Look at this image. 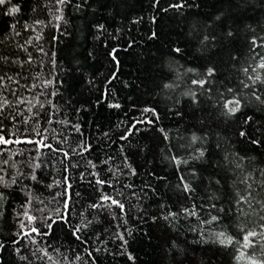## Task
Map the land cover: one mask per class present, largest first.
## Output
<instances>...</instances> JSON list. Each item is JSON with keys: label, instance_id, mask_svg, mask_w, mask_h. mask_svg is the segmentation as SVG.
I'll list each match as a JSON object with an SVG mask.
<instances>
[{"label": "trees", "instance_id": "trees-1", "mask_svg": "<svg viewBox=\"0 0 264 264\" xmlns=\"http://www.w3.org/2000/svg\"><path fill=\"white\" fill-rule=\"evenodd\" d=\"M179 2L160 0V4L154 6V0H87L86 3L72 0L63 8L64 21L59 22V30L54 27L58 22L53 16L59 15L55 0H11V4L0 6V57L8 58L0 59V75L13 77V80L6 78L0 86V96L12 101L4 110L7 118L0 119L8 133L6 138L39 140L34 132L38 129L48 137L47 143L62 149L51 152L44 148L37 152L36 145L30 143L0 146L7 149L0 160L11 157L8 165H0L5 169L0 174L8 182V186L0 185V193L4 194V199L0 200V243L5 245L0 251V264H54L47 257L38 258L42 253L34 256L32 253L37 247L47 248L61 264H90L84 246L75 241L63 224L54 225V234L44 237L47 243L39 245L18 235L20 222L27 223L24 216L18 215L28 207L27 201L31 200L30 214L38 218L37 227H41L40 219L47 216L56 219V211L63 212L61 194L65 190V178L71 185L69 206L73 223L92 221L85 231L91 237L89 250L101 248L100 252L93 253L98 257V264H251L249 257L253 253L257 257L261 255L259 244L264 241H259L258 237L254 238L257 246L242 249L245 255L239 260V245L225 247L213 241L214 233L221 230L242 241L241 222H246L248 227L255 225L258 232L261 231L259 225L264 223L259 215L251 214L247 204L237 206L235 203L236 192L245 189L239 181L249 173L248 183L253 185V194L259 193L257 199L264 200V175L261 174L264 170V103L241 85V81L251 83L247 77L255 75L252 69L264 55V47L253 49L252 46L253 39L258 44L264 42V0H186L193 6L168 8ZM77 4L81 5L79 10L75 7ZM12 5H19L21 10L7 15ZM165 8L168 11H163ZM13 24L16 25L14 30ZM101 24L103 32L97 29ZM26 25L32 27L25 30ZM153 31L157 36L150 39ZM17 32L20 35H16ZM29 39L30 44L26 43ZM130 41L133 46L118 53L119 79L107 84L110 97L103 100L106 81L114 70L108 51L114 46L124 49ZM177 47L182 49L181 53L173 51ZM208 67L216 69L212 78L213 99H208V94H199V103H193L184 93L196 90L191 80L201 78ZM245 68L247 74L243 71ZM257 71L264 78V69ZM51 79L57 83L44 87L43 82ZM34 83L38 87L29 91ZM166 84L172 87H165ZM229 87L240 93L244 107L235 116L227 117L222 115L216 100L220 92L230 98ZM257 88L261 89L257 94L264 100V85ZM33 97L44 107L16 103L18 98H24L35 104ZM117 101L120 108L108 106ZM30 107L31 113L27 111ZM145 107L156 108L159 121L155 125L139 124V131L133 130L127 140H121V135L126 134L135 119L153 118L152 113L142 117L141 110ZM35 113L40 114L38 122L35 118L29 119ZM49 116L53 120L51 124L47 123ZM249 116L252 119L245 125L244 120ZM26 119L28 122L24 123ZM65 121L67 123H61ZM75 124L80 126L83 135L71 127ZM45 129L48 131L44 132ZM242 130L261 143L253 144L247 137H241ZM12 132L17 136H12ZM193 134L204 137L208 151L202 160L181 165L178 172L170 157L173 154L188 157L199 147L200 142L191 144ZM81 141L91 145V152H84L82 156L73 154V148L78 153L83 151L78 147ZM63 152H69L70 159L65 160ZM226 155L228 161L224 159ZM125 156L137 175H128ZM37 157L38 160L33 159ZM240 157L244 158L240 161L242 168L237 169L230 161ZM104 160L108 163L102 164ZM88 161L97 167L92 168ZM37 162L42 164L35 170L39 182L26 178L32 172L29 163ZM13 164L16 167H12ZM109 168L117 174L123 169L124 175L117 181L108 172ZM192 169L195 176L190 175ZM18 171L25 175L19 176ZM92 172L112 179L113 185L124 193L118 198L125 203L126 224L121 219L114 220L107 209L89 207L100 195L97 186L89 183L94 180L89 175ZM181 173L192 183L195 191L190 194L177 188ZM13 176L17 178L15 184L10 183ZM125 184L133 187H124ZM105 190L113 191L112 188ZM133 191L138 196H133ZM192 204L197 206L199 217L186 218L182 209ZM213 204L215 208L211 207ZM237 207H242L249 215L238 213ZM220 208L224 211L220 212ZM256 209L257 213L264 214L258 206ZM112 211L120 216L118 208ZM169 211L180 215L166 221L163 216ZM209 214L220 216V221L202 224L201 218L208 219ZM127 230H131V236L127 235ZM117 232L124 233L128 240L126 251L120 248ZM17 240L20 242L13 243ZM17 248L19 253L15 251ZM105 248L108 251H104ZM121 251L125 254H119ZM76 253L81 255V260H74ZM128 254L135 257L134 262L128 259ZM21 256L27 259L22 260ZM65 256L68 261L64 260Z\"/></svg>", "mask_w": 264, "mask_h": 264}, {"label": "snow or ice", "instance_id": "snow-or-ice-1", "mask_svg": "<svg viewBox=\"0 0 264 264\" xmlns=\"http://www.w3.org/2000/svg\"><path fill=\"white\" fill-rule=\"evenodd\" d=\"M87 2V0H85V3ZM72 3V0H55V4L58 6L57 7V12L59 13V15H54L53 19H55L58 23L56 25H54V27L57 28V30H59L60 21H64V16H63V8L69 4ZM7 4H11V0H0V6H4ZM160 4V0H154V6L159 5ZM193 5L191 4H187L186 0H180L179 3H175V4H170L168 6V8H176V9H183L185 7H192ZM75 7L79 10L81 8L80 4L75 5ZM168 8L163 9V11H168ZM20 6L19 5H12L6 12L7 15H15L17 13L20 12ZM153 20L155 21V17H153ZM139 22V21H137ZM37 24L43 23L42 21H36ZM13 28V30L15 29L16 25L13 24L11 26ZM31 25H26L25 30H28L29 28H31ZM97 29L99 32H103L105 31L104 26L101 25H97ZM33 30H35L33 28ZM16 35H20L19 32L16 33ZM229 36L232 35L231 32L228 33ZM157 34L153 31L151 33L150 39H154L156 38ZM39 36L36 37L37 40H39ZM99 38V37H97ZM208 37L205 36L204 40H207ZM26 43L30 44L31 43V39H29L28 41H26ZM203 43V41L201 42ZM133 46V42H129L127 47L124 49H121L118 46H114L112 47L109 51H108V55L111 58L113 65H114V70L110 73L109 78L106 81V85L104 87V91L102 93V99L103 100H108L110 97V92L107 88V84H111L112 81L114 80H118L119 79V72H120V60L118 57V53L121 50L127 51V48H131ZM252 46L253 49H255L256 47H264V42L262 43H257L256 39L252 40ZM21 48H24V45H20ZM25 51H27L26 48H24ZM41 51H43V49H41ZM175 53H181L182 49L177 47L173 50ZM0 59H4L7 60V57H0ZM29 63L31 62V57H29ZM257 69H264V55L260 56V60L257 63L256 67L252 69V72L255 73V75H248L247 79L248 81H251V83H246L244 81H241V85L243 88H247L250 89L251 91V95L255 97V99L257 101H260L261 103H264V100H261V96L257 94L258 91H261L260 88H257V85H264V78H262L261 74L257 71ZM188 72L193 71V69H187ZM246 74L248 73V69L245 68L243 70ZM20 74L17 73V76H19ZM216 75V69L214 67H208L206 69V72H204L203 74H201V78L199 79H192L191 80V84L196 86V90L193 89H189L188 91H186L184 93V95L186 96H190L191 100L193 103H199L198 100V95L199 94H208V99H213L211 93L213 92V83L214 80L212 79L213 77H215ZM7 78V80H13L12 76H5V75H0V86H3V83L5 81V79ZM16 84L19 85V80L15 81ZM57 83V81L55 79H51V80H47L43 82V86L44 87H48L50 85H53ZM38 85L37 84H32L29 88V91H31V89L37 88ZM165 87H172V85L170 84H166ZM202 90V93L199 91ZM228 93H232L231 97H225L223 92L219 93V97L216 100V103L221 107L222 109V115L230 117V116H235L238 112L241 111V108L244 107V104L242 103V100L240 98V93L237 92L236 90H234L233 88L229 87L227 89ZM13 95H15V91H13L12 93ZM41 95H43L44 93L41 92ZM52 95H55V93H52ZM33 99L35 100V104H33L32 100H28L25 101L24 98H18L16 103L17 105L19 104H23L25 102H27L28 104L32 105V107H35L36 104H39L41 108L44 107V104L40 102V100L37 97H33ZM98 103L101 101H97ZM49 103H51V101H49ZM12 105V101L8 100L6 97L0 96V119H6L7 117L4 115V110L5 108H8ZM110 108H120L121 104L117 101V102H113V103H109L108 105ZM32 107L28 108V112L31 113L32 112ZM147 113H152V119H147V118H137L135 119V121L130 125V127L126 130V134L121 135L120 139L121 140H127L129 136H131L133 134V130L139 131V129L137 128V125L139 124H150V125H155L159 119H160V115L157 111L156 108L154 107H145L141 110V115L142 117L144 116V114ZM179 114V113H177ZM21 115H23V113H21ZM39 113H35L34 116L29 117V119L35 118L37 119L38 122V118H39ZM13 120H15V116L11 117ZM251 117H246L244 120V124L247 125L250 121H251ZM28 120L26 119L24 121V123H27ZM48 124L53 123V120L51 119V116H49V119L47 120ZM61 123H67L65 122H61ZM71 127H73L75 129V131L77 133H80V126L78 124L75 125H71ZM48 129H45L44 132H47ZM53 132H55V129L52 130ZM161 132H163L164 130L161 128L160 129ZM35 135L39 136L40 139L39 140H34V139H24L21 140L18 136L16 132H12L11 135L12 136H17V138L15 140L11 139V138H6V136H8V133L5 132L3 125L0 124V146H4V145H10V144H20V143H30V144H34L36 145V151L37 152H41L42 149L47 148L49 149V151L51 152H61L62 149L60 148H54L53 145L51 143H47L46 141L48 140V137L46 135H44L43 133H41L38 129H34ZM81 135H83V133H80ZM105 135H107V133H105ZM239 135L241 137H247L250 143L253 144H260L261 141L252 137L250 134H248L246 131L242 130L240 131ZM165 139H167V135H165ZM204 137H200L197 136L195 134L192 135L191 137V144L195 145L197 142H200V146L197 148L193 149V152L188 156V157H178L175 154L171 155L170 160L172 163H174L177 167V170L179 172L180 170V166L184 165L187 166L190 161H200L202 160L208 149L207 147L204 145L203 143ZM191 146V145H190ZM219 146V145H217ZM80 148L83 149V151L81 152H77L75 148L72 149V153L73 154H78V155H83L84 152H91V145L86 143L85 141H81L79 146ZM7 149L4 148H0V155H3V152L6 151ZM121 151H123V146H121ZM17 153H13V155H16ZM63 157L65 160L70 159V154L69 152H63ZM11 157H9L8 159H3L0 160V165H8L9 163V159ZM33 159H37V158H33ZM109 159H111V157H109ZM125 167L129 170L128 171V175L131 176H135L138 173L136 172V169L132 167V165L130 163H127V157L125 156ZM225 161H228V156L226 155L224 157ZM243 157H240L239 160H233L230 161V163H233L235 165V167L237 169H241L242 165L240 163L241 160H243ZM102 164H106L108 163V160H104L101 162ZM88 165H90L92 168H96L97 165L94 164L92 161H88ZM12 167H16L15 164L11 165ZM29 166L32 168V172L30 174L29 177L26 178H30L32 181H36L39 182L38 177L36 175V169H39L42 167V164L37 162V163H29ZM67 170V169H66ZM5 169L3 166H0V173H4ZM108 172H110L112 174V178L116 179L117 181H119V176L120 175H124L123 169L119 170V174H117V172H114L111 168L108 169ZM262 175H264V170H262L261 172ZM18 175L19 176H24L25 174L23 172H19L18 171ZM81 175L83 176V173H81ZM89 175H91L94 180L89 181L90 184H94L97 186V191L100 193L99 197H98V201L92 203L91 205H89V207L93 208V209H107L109 211V214L112 216V218L115 219H121L123 220V222L126 224L127 220L124 219V217L127 215V212L125 210V203L123 201H121L118 197L122 196L124 193L117 189L113 183H112V179L106 178L104 176H102L99 172H92L89 173ZM154 175V174H151ZM190 175L195 176L196 172L195 169H192L190 172ZM251 176V173L248 174V176H244L243 179H241L239 182L245 185V189L243 192L241 191H237L236 192V200L235 203L237 206L240 205H244L247 204L248 208L251 210V214H256L259 215V219L261 221H264V214H260L257 213V209L256 206L259 207V209L261 210V213H264V200L261 199H257V196L259 195V193H256L255 195L254 193V189H253V185L251 183H248V179ZM156 179H164V177H156ZM179 181L180 183L177 185V188H179L182 192L184 193H192L193 191H195L192 187V183L190 180H186L185 179V175L183 173H181L179 175ZM17 182V178L15 176L11 177L10 183L11 184H15ZM65 190L64 192L61 194L64 197V210L63 212H61L60 210L56 211V219H54L52 216H47L44 217L42 219H40V224L41 227H37L35 226L37 223L38 218L32 214H30V211L28 210V208H30L31 205V200L27 201V205L28 207L26 208V210L23 213H20L18 215H22L26 218L27 223H25L23 220L20 222V228H21V232L18 233V235H21L22 237H28L30 242L32 244H42V243H47V241H45L43 238L44 237H48L54 234V225H59V224H63L65 226V228L68 230V232L70 233V235L75 239V241L79 242L80 245L84 246V251L87 252V256H88V260L90 262V264H98V257L94 256L93 253L94 252H100L101 248H92L91 250H89V241L91 239V237H88L86 234V229L88 228V226L92 223V221H87V223H85L84 221H81V223L79 224H74L72 221V209L70 208V202L72 200V193L70 191L71 189V185L67 183V178H65ZM217 183H219V181H217ZM262 184H264V181H262ZM0 185L3 186H8V182L5 181L4 175L0 174ZM49 187H51V185H49ZM124 187L127 188H132L133 186L130 184H125ZM147 187H151L150 185H147ZM106 188H112L113 191L112 192H108L105 189ZM153 191H155V189H152ZM141 191H144V188H141ZM29 195H31V193H29ZM76 195H79V193H76ZM133 196H138V193H136L135 191L132 192ZM4 199V194L0 193V200ZM41 203H43V201H40ZM22 207H25L22 205ZM163 207V205L161 206ZM201 208L203 206H200ZM212 208H215L216 205L213 204L211 205ZM113 208H118L120 210V216L118 217L116 215V213L114 211H112ZM38 211L43 212V209H38ZM220 212H223L224 209L220 208L219 209ZM236 211L238 213H242L243 215L247 216L249 215L248 212H245L244 209L242 207H237ZM182 212L184 214V216L187 217H199V211L197 210V206L195 204H192V206L189 207H184L182 209ZM180 213H176V212H172L169 211L167 213V215L163 216V219L166 221H170L172 219H175L177 217H179ZM208 219H203L201 218L200 222L202 224H212L214 222H219L220 221V216L218 215H211L209 214ZM155 219V218H154ZM117 227H119V225H117ZM241 233L242 235V241L241 240H237L235 239L234 236L229 235L226 233V231L221 230L217 233H214L215 235V241L213 242H218L220 245L222 246H230L233 245L234 243L236 245H239V248L237 249V251H239V256H237V259H241L245 253L242 249H249V248H255L257 246L258 241L254 238H259V241H264V223H261L259 225L261 231H257L256 230V226L253 225L252 227H248L246 222H241L239 224ZM45 229V230H42ZM24 229H27V231H24ZM195 231V229H193ZM35 234V235H33ZM131 230H127V235L131 236ZM201 236H203V231L201 230ZM40 237V240H37L36 237ZM116 239L121 241L120 244V248L126 251L127 245H128V240L125 238V234L124 233H120L117 232L115 234ZM97 239H99V237H96ZM20 241H13V243H19ZM207 242V240H206ZM49 247H51V245L49 244ZM259 248H260V253L261 255L259 257H257L255 255V253H253L249 259L251 260V264H264V243H260L259 244ZM5 249V245L0 243V251H3ZM104 251H108L107 248L103 249ZM15 251L17 253L20 252V249L17 248L15 249ZM54 251L58 252V249H54ZM125 251H121L119 254L123 255L125 254ZM42 253V255L38 258L43 259L44 257H47L48 260H53L54 264H61L60 261H55L54 257L48 252L47 248H40L37 247L35 251H33V255L35 256L37 253ZM21 259H27L26 256H21ZM82 257L80 254L76 253L74 255V260L79 261L81 260ZM128 259L130 261H135V257L132 256L131 254H128ZM65 261H68V257L65 256L64 257ZM68 264H71V262H68Z\"/></svg>", "mask_w": 264, "mask_h": 264}]
</instances>
